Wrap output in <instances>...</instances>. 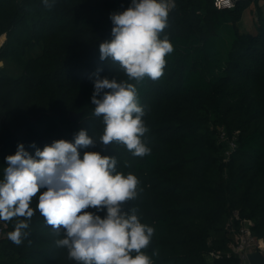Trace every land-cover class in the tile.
Segmentation results:
<instances>
[{"label":"trees","instance_id":"16d2710c","mask_svg":"<svg viewBox=\"0 0 264 264\" xmlns=\"http://www.w3.org/2000/svg\"><path fill=\"white\" fill-rule=\"evenodd\" d=\"M259 1L236 0L221 9L214 0H174L161 34L174 48L164 74L136 85L150 154L134 157L115 143L79 150L81 158L85 151L112 155L117 171L139 178L141 191L125 208H136L141 222L154 228L145 250L150 256L158 251L153 264H238L228 256L235 211L264 238L263 8L252 30L239 25ZM130 2L57 0L48 10L42 0H0V38L6 36L0 60L17 67H0V178L18 144L34 155L33 143L43 149L55 140L73 141L82 128L99 140L104 125L93 115V74L100 69L102 78L126 79L118 64L100 60L99 45L112 38L110 14ZM70 111L82 116L71 120ZM221 129L236 137L227 160L228 144L218 143ZM37 203L34 198L32 207ZM7 223L14 230L15 220ZM26 232L19 246L7 235L0 239V264H75L56 247L62 233L38 211ZM211 252L220 255L210 258Z\"/></svg>","mask_w":264,"mask_h":264},{"label":"clouds","instance_id":"9594fccd","mask_svg":"<svg viewBox=\"0 0 264 264\" xmlns=\"http://www.w3.org/2000/svg\"><path fill=\"white\" fill-rule=\"evenodd\" d=\"M51 10L57 0H42ZM169 0H131L123 11L110 14L111 39L99 45L100 60L118 64L126 79L94 73L91 103L93 115L102 117L103 134L94 140L85 129L73 141L59 139L35 148L30 154L18 144L14 155L5 157L7 167L0 178V221L14 223L7 238L19 246L38 211L62 238L56 247L67 250L75 264H153L146 254L154 228L142 223L136 208L126 209L141 191L139 178L117 171V159L100 152L80 149L97 143L106 149L122 145L134 157L143 158L151 149L143 137L149 131L143 119L136 85L144 78L159 80L166 56L174 51L167 35ZM34 198L38 199L32 207ZM103 212L101 216L98 213Z\"/></svg>","mask_w":264,"mask_h":264},{"label":"built area","instance_id":"2783aa9c","mask_svg":"<svg viewBox=\"0 0 264 264\" xmlns=\"http://www.w3.org/2000/svg\"><path fill=\"white\" fill-rule=\"evenodd\" d=\"M236 3V0H214V4L217 8H232ZM170 9L174 4V0H169ZM226 142L228 147L224 150L225 159L227 160L231 154V151L236 149V137L230 139L224 130H220L218 134V141ZM222 142V143H224ZM219 143V142H218ZM232 219L235 223L228 226L230 233V244L228 256H236L238 258V264H251L249 254L254 251H259L264 255V238H257L252 230L253 221L248 218H242L238 211H235ZM10 232L7 222L0 221V239L6 236ZM220 253L211 252L210 258L219 256Z\"/></svg>","mask_w":264,"mask_h":264},{"label":"rangeland","instance_id":"374dc122","mask_svg":"<svg viewBox=\"0 0 264 264\" xmlns=\"http://www.w3.org/2000/svg\"><path fill=\"white\" fill-rule=\"evenodd\" d=\"M258 6H261L263 8V13H264V0H260L257 4H252L249 8H247L243 14L242 19L239 21L240 28L243 30H252L254 28V24L256 22V17H257V10ZM6 36L2 35L0 38V43L3 44L5 41ZM230 40V34L225 32V38L222 41L228 42ZM224 49V47H222ZM224 56V54L222 53ZM0 67H4L7 70H12L13 72L17 71V67L14 65L12 62H7L5 60H0ZM219 143L224 142L218 141Z\"/></svg>","mask_w":264,"mask_h":264},{"label":"water","instance_id":"95a60500","mask_svg":"<svg viewBox=\"0 0 264 264\" xmlns=\"http://www.w3.org/2000/svg\"><path fill=\"white\" fill-rule=\"evenodd\" d=\"M69 116L71 120H76L82 116L81 112L70 111ZM251 264H264V255L259 251H254L249 254Z\"/></svg>","mask_w":264,"mask_h":264}]
</instances>
